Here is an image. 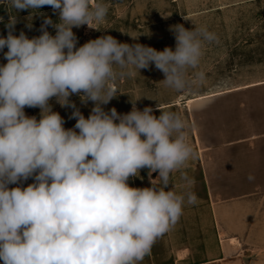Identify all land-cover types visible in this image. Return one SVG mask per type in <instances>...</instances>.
I'll use <instances>...</instances> for the list:
<instances>
[{
  "label": "clouds",
  "instance_id": "9594fccd",
  "mask_svg": "<svg viewBox=\"0 0 264 264\" xmlns=\"http://www.w3.org/2000/svg\"><path fill=\"white\" fill-rule=\"evenodd\" d=\"M3 4L33 14L49 6L59 19L45 17L41 34L29 38L23 31L14 34L16 17L10 15L8 33L0 36V51L7 49L6 63L0 64V261L142 264L182 216L185 199L196 200L192 192L169 189L171 173L183 168L193 148L176 112L157 104V117L152 107L140 110L134 102L130 112L120 114L102 105L117 96L118 79L153 64L166 88L184 91L188 70L198 68L204 42L217 41L216 34L205 26L175 24L174 50L123 43L112 35L77 47L73 28L99 30L93 23L106 19L108 6L101 0ZM192 75V83L204 78L203 72ZM72 95L93 102L87 118L70 101ZM53 98L74 109L73 128H65L64 118L52 110ZM25 108H39L40 118L26 115ZM142 169L151 186H130ZM29 178L33 182L23 186Z\"/></svg>",
  "mask_w": 264,
  "mask_h": 264
},
{
  "label": "rangeland",
  "instance_id": "374dc122",
  "mask_svg": "<svg viewBox=\"0 0 264 264\" xmlns=\"http://www.w3.org/2000/svg\"><path fill=\"white\" fill-rule=\"evenodd\" d=\"M101 2L108 6V14L103 22L93 23V27L99 30L87 25L73 28L78 39L77 47L89 40L112 35L123 43H140L158 51L165 47L174 50L175 38L170 27L175 24H183L188 29H193L195 25L205 26L218 38L211 43L204 42L200 64L197 69L188 70L190 83L184 91L166 88L160 82L164 79L163 73L153 64L131 77L118 79L114 85L117 96L107 105H102L105 111L113 107L118 113L130 111L134 102L138 109L169 104L176 109L173 112L186 122L189 141L195 129L205 138L211 137L212 130L225 133L223 129H227L228 122L233 123L234 134L237 135L243 133L240 132L242 130L255 131L264 127V0ZM3 3L4 0H0V36L8 33L6 25L10 15L16 17L14 34L19 35L23 31L29 38L41 34L45 17H50L54 22L59 19L58 12L54 13L49 6L33 14L31 10L17 12ZM184 16L189 20H185ZM29 24L31 27H28ZM47 30L55 35L51 25L47 26ZM6 51V48L0 51V64L6 63L3 55ZM193 71L203 72V80L192 83ZM228 90L236 91L199 99ZM190 98L196 99L189 101ZM69 99L86 118L89 116L93 102L84 103L78 95H72ZM49 103L52 110L64 118V127L76 123L71 118L73 108L61 107L55 98ZM25 113L40 118L39 108H25ZM32 182L29 178L23 182V186ZM216 264H264V251L242 254L237 260L224 258Z\"/></svg>",
  "mask_w": 264,
  "mask_h": 264
},
{
  "label": "crops",
  "instance_id": "0c3cea01",
  "mask_svg": "<svg viewBox=\"0 0 264 264\" xmlns=\"http://www.w3.org/2000/svg\"><path fill=\"white\" fill-rule=\"evenodd\" d=\"M234 91L215 92L199 99ZM159 106L175 109L169 104ZM151 107L158 117L157 106ZM227 125L225 133L212 130L210 138L197 129L192 133L188 142L194 155L183 168L171 173L169 189L173 187L178 194L192 192L196 200L189 204L185 199L182 216L155 242L142 264H216L224 258L237 260L239 255L264 251V127L242 130L237 135L233 123ZM157 175L153 173L151 179ZM249 175L254 179L250 181ZM129 184L151 186L148 170L142 169Z\"/></svg>",
  "mask_w": 264,
  "mask_h": 264
},
{
  "label": "bare ground",
  "instance_id": "6f19581e",
  "mask_svg": "<svg viewBox=\"0 0 264 264\" xmlns=\"http://www.w3.org/2000/svg\"><path fill=\"white\" fill-rule=\"evenodd\" d=\"M194 99H189V101H193Z\"/></svg>",
  "mask_w": 264,
  "mask_h": 264
}]
</instances>
